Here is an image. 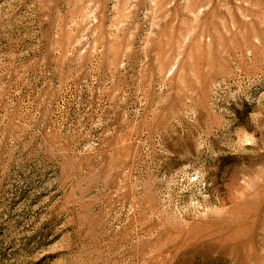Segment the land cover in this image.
<instances>
[{
  "label": "rangeland",
  "instance_id": "1",
  "mask_svg": "<svg viewBox=\"0 0 264 264\" xmlns=\"http://www.w3.org/2000/svg\"><path fill=\"white\" fill-rule=\"evenodd\" d=\"M0 264H264V0H0Z\"/></svg>",
  "mask_w": 264,
  "mask_h": 264
}]
</instances>
